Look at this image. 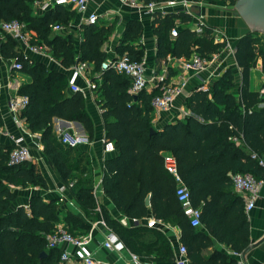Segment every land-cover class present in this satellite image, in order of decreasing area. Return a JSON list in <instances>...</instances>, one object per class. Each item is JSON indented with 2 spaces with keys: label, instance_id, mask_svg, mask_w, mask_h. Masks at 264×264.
<instances>
[{
  "label": "trees",
  "instance_id": "obj_1",
  "mask_svg": "<svg viewBox=\"0 0 264 264\" xmlns=\"http://www.w3.org/2000/svg\"><path fill=\"white\" fill-rule=\"evenodd\" d=\"M32 1L0 0V23L22 24L34 34L30 45L44 46L60 70L48 66L44 60L25 57L17 42L2 33L0 57L20 65L18 73L28 78L16 91L27 100L19 118L30 134L39 137L42 153L58 179L66 186L71 184L70 193L76 203L86 215L101 218L131 252L142 247L138 239L144 233H154L156 241L166 247L163 237L152 229L139 226L125 229L111 220L103 208L99 214L95 212L92 187L86 179V155L62 145L52 132V120L58 119L81 125L91 137L92 124L84 98L81 93L68 92V75L64 72L78 63H87L92 66L91 74H98L97 78H91L95 85L94 103L101 112L104 139L114 147L113 156L103 162L100 183L103 195L128 219L139 221L149 212L155 221L176 226L189 264H236L218 251H212L207 258L201 252L215 242L240 255L249 245L243 203L232 192L230 176L247 174L264 181V95L249 86L250 73L257 61L264 73L261 39L264 35L250 32L234 45L233 58L240 72L236 95L232 94V73L226 70L209 91L190 93L184 102L188 116L149 134L150 101L160 94V88L155 87L149 93L141 91L132 98L127 93L129 80L125 76L99 70L107 59L102 46L115 24L81 25L76 43L72 34L54 33L50 29L52 25L68 28L67 21L73 13L67 7L56 6L37 16L31 10ZM236 1L229 0L230 5ZM175 21L186 25L191 16L182 12L151 16L156 60L187 59L192 54L210 59L226 47L224 41L215 43L213 30L202 25L200 34L182 26L171 39L169 31ZM140 32L141 24L129 21L115 52L126 55L131 62H141L142 51L130 44ZM236 142L240 145L236 146ZM12 149L13 146L0 144V264H64L60 262L58 248L46 249V237L59 222L56 202L31 196L26 209L11 208L15 202L11 188L46 190L45 180L35 164L30 161L8 164ZM166 157L187 189L191 207L199 211L200 229L190 227L182 213L174 196L176 182L164 165ZM146 197L148 208L144 205ZM62 223L73 237L75 229H87L70 212L64 215ZM41 253L44 258H39Z\"/></svg>",
  "mask_w": 264,
  "mask_h": 264
},
{
  "label": "crops",
  "instance_id": "obj_2",
  "mask_svg": "<svg viewBox=\"0 0 264 264\" xmlns=\"http://www.w3.org/2000/svg\"><path fill=\"white\" fill-rule=\"evenodd\" d=\"M135 1L137 4L136 8L122 5L116 0H89L85 15H96V23L99 26H108L112 23L115 24L113 31L102 46V50L105 52L107 59L119 56L115 52V48L119 44L120 36L125 25L129 21H137L141 24L140 35L130 44L137 46L138 49L142 51L141 62L144 67L146 80L148 81L145 93L151 92V90L156 87L155 77L162 75V73L166 77L167 83L170 85H178L181 82H184V86L180 93L174 98L168 111L160 112L152 110L150 114V126L153 131L160 130L163 126L174 123L177 120H182L185 116H188L189 113L184 108V102L190 93L194 90L201 91V88L209 91L212 84L226 70H229L232 73V94H237L240 84V72L233 58V48L239 38L251 31L236 12L234 7L235 3L230 5L229 0H209L207 2H201V4H196L195 0H185L191 4L188 12L191 16V22L182 25L178 21H175L174 27H176L177 30L182 26L194 29L197 26V23H202L203 26L212 29L214 35H219L226 42V48L212 56L211 63L205 70L193 74L190 72L183 73L180 70L179 61H168L167 64L162 66V61L155 59L156 38L152 35L150 30L151 16L145 13L142 9V5L145 3L144 0ZM156 1L161 2L165 0ZM180 1L182 0H175V2ZM52 9L53 8L48 9L45 12L31 10L33 14L41 16L48 11H52ZM67 9L73 13V16L67 21L68 28H64L62 33L72 34L77 43L79 38V27L84 24L81 23V17L79 15H77L72 9ZM180 10H182V7L177 3L171 9V12L168 13H178L181 12ZM26 32L34 36L33 33ZM17 47L25 57L31 60H42L39 57H35L28 53L23 46L18 43ZM46 64L50 67H55L57 69L60 68L57 62H46ZM11 68L12 62L0 57V118L2 120V125L0 126V144L13 146V141L15 139L22 138L23 143L29 148L30 153L37 154L33 156L31 155V163L35 164L46 183V190L38 188H11V191L15 196V202L11 208L21 206L26 209L28 199L31 196H40L44 202L51 200L55 201L59 218L57 225L63 224L62 219L67 212H70L77 217L85 226H87V229H75L73 231L74 236L78 239L85 240V248L91 253L92 257L104 264H131L130 255L135 256L139 264H174L178 247L183 245H181L179 241L180 231L172 223L156 221V225L153 228H148L163 237L166 242V247L165 245H160L159 241H156L154 233L151 232L144 233L139 237L138 240L142 244V247L134 250L135 252H131L125 247V249L119 253L102 248L105 235L111 230L105 226L101 218H96L94 214L86 215L84 210L76 203L70 193V189L66 188V185L58 179L52 168L48 165L46 158L42 153V146L39 137L30 134L25 129L23 121V129L18 128L13 124L12 116L7 110V100L11 95L8 84L16 85L17 83H20L21 85L26 83L28 78L20 73H13ZM88 71L89 73L92 71V66L90 64H88ZM64 72L69 78L71 74L69 69ZM254 76L256 78L255 82L252 81ZM75 84L80 90L78 93H81L84 98L86 112L92 124V135L91 137H88L81 125L77 123L69 122V125H72L74 132L83 134L87 139L86 144L79 145L74 149L79 153L85 154L87 157L88 164L86 179L89 180L92 187L93 198L96 205L95 212L99 214L100 208H103L111 220L115 221L125 229H133L138 226L147 228L145 225L146 222L153 219L149 212L146 218L134 223L132 222V219H128L117 212L110 200L103 195L100 187L103 175V162L105 159L112 157L113 154L106 156L102 155L100 140L104 137V130L100 117L101 112L94 103L93 91L87 88L84 80L81 78L76 79ZM261 85H264V73L261 71L260 61H257L255 68L250 73L249 86L251 90H259V95H264V88H260ZM67 90L71 93L69 89ZM56 122H62L60 124L64 127L68 125L66 124L68 122L53 119L51 124L52 132L53 126ZM239 145L240 142H236V146ZM262 182L263 184L258 191L253 209L247 213L244 211L246 222L248 224L249 245L247 248L249 249L245 253L243 261L240 257H235L234 253L231 252L229 248L215 242H213L211 247L201 252L203 258H207L212 251H218L219 253L232 258L236 264L238 262H242L243 264H264V241L253 247V245L261 241L264 236V181ZM235 195L237 196L238 194ZM146 198L148 199V197ZM200 228L201 226L197 229ZM202 232L206 234V232ZM155 243L156 246H151ZM58 249L61 252L65 251L68 254L73 253V249L66 244L60 245ZM169 256L171 257L170 260L167 259ZM70 264L78 263L72 261Z\"/></svg>",
  "mask_w": 264,
  "mask_h": 264
},
{
  "label": "built area",
  "instance_id": "obj_3",
  "mask_svg": "<svg viewBox=\"0 0 264 264\" xmlns=\"http://www.w3.org/2000/svg\"><path fill=\"white\" fill-rule=\"evenodd\" d=\"M116 1L122 5H128L133 8L137 7L135 0ZM195 1L196 4H201V2H207L209 0ZM88 2L89 0H33L31 3V9L33 11L45 12L46 10L54 8L56 6L67 7L72 9L77 15L81 17V23H83L84 25H93L96 23L97 16L94 14L85 15ZM177 3H179V6L182 7L183 11H180L182 13L188 14L191 4L185 0H182L180 2H175V0H165L161 2H158L156 0H148L142 5V9L150 16H152V14L154 13L163 15L171 12V9ZM199 25H202V23H197V26L194 28L196 34L201 33V27ZM50 29L54 33H62L64 31V28L59 25H52L50 26ZM0 33L10 37L18 44L22 45L23 48L31 55L39 57L46 62H55L49 57L47 49L44 46L30 45L29 41L34 36L27 33L24 29V26L19 22L9 21L0 23ZM176 34V27L170 29L169 37L171 39L174 38ZM212 36L215 43H221L224 41L217 34L214 35V33H212ZM174 60L179 61L180 70L183 73L190 72L193 74H197L208 67V65L211 63L212 57L210 59H207L199 57L196 54L190 55L187 59H170L167 57L161 62V64L163 66L164 64H167L168 61ZM11 69L13 73H18L20 65L12 62ZM99 70H111L116 74L125 76L129 80L127 93L132 98H135L137 94H139L141 91H145L146 89L148 81L146 80L144 74V67L142 65V62H131L126 55L115 56L112 59H106L100 64ZM69 71L71 72V74L68 78L67 86L71 93L80 91L75 84L76 79L79 78L84 80L89 90L94 91L95 85L91 82V78H97L98 74L92 75L91 72L89 73L87 63H78L70 67ZM165 80L166 77L163 75V73L162 75H158L157 77H155V85L156 87L160 88V94L152 97L150 101V106L153 111H168L174 98L180 93L182 87L184 86V82H181L178 85H170L168 83H165ZM8 86L9 90L11 91V95L7 100V110L12 116L13 124L18 128L23 129V120L19 118V113L25 107L27 100L25 97L18 96L16 93L18 87L20 86V83H17L16 85L8 84ZM200 90L202 92L206 91L203 88H201ZM60 123L62 122H56L54 124L53 132L62 145L72 149L78 147L79 145L87 143L86 137L81 133L74 132L72 125H69V122L66 123L68 125L65 127ZM100 144L103 156L114 153L113 144L111 142L105 141L104 137L100 140ZM251 158L253 159L254 156H251ZM29 159H31L30 150L23 143V139H15L13 141V149L8 155V164L17 165L22 162L29 161ZM258 164L262 166L261 161H259ZM164 165L165 168L174 177V180L176 182L174 196L182 209L183 215L188 220L189 226L192 228L199 227V211L198 209H193L191 207L188 198V191L177 178L171 160L169 158H164ZM230 182L233 192L235 194H238L243 202L244 211L246 213L249 212L254 207L258 191L263 182L260 180H255L250 175L238 173L230 176ZM66 188H71V184L67 185ZM132 222L136 223L135 220H132ZM145 225L147 228H153L156 225V221L154 219H150L146 222ZM62 244L69 245L73 249L72 254H68L65 251L60 253V262L64 264H70L72 261H75L78 264H104L92 257L91 253L85 248V240L71 236L61 225H56L52 233L46 237V249L58 248ZM102 248L116 253H119L125 249L117 235L111 231H108L105 235L104 242L102 243ZM234 256L239 258L240 255L234 254ZM130 263L139 264L136 257L133 255H130ZM188 263L189 262L186 258L185 248L183 246H179L174 264ZM237 264L242 263L238 262Z\"/></svg>",
  "mask_w": 264,
  "mask_h": 264
},
{
  "label": "water",
  "instance_id": "obj_4",
  "mask_svg": "<svg viewBox=\"0 0 264 264\" xmlns=\"http://www.w3.org/2000/svg\"><path fill=\"white\" fill-rule=\"evenodd\" d=\"M236 12L239 14L241 19L245 22L246 26L251 32L264 35V0H237L234 4ZM153 130H149V134H152ZM145 207H148V199L144 200ZM264 241V236L258 243ZM247 248L239 257L243 261L245 253L248 251ZM44 253L39 255V258H44ZM242 263V262H241ZM243 264V263H242Z\"/></svg>",
  "mask_w": 264,
  "mask_h": 264
},
{
  "label": "rangeland",
  "instance_id": "obj_5",
  "mask_svg": "<svg viewBox=\"0 0 264 264\" xmlns=\"http://www.w3.org/2000/svg\"><path fill=\"white\" fill-rule=\"evenodd\" d=\"M262 36V35H261ZM3 38V35L2 34H0V40ZM261 39L264 41V37H261ZM226 48V47H225ZM224 48V49H225ZM252 81L253 82H255L256 81V78H255V76L252 78ZM253 84V83H252ZM55 135V134H54ZM56 136V135H55ZM56 138H57V136H56ZM31 155L33 156V155H37V154H35V153H30V157H31ZM29 161L31 162L32 160L31 159H29ZM54 172V171H53ZM54 174H55V172H54ZM56 175V174H55Z\"/></svg>",
  "mask_w": 264,
  "mask_h": 264
}]
</instances>
